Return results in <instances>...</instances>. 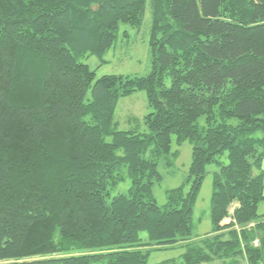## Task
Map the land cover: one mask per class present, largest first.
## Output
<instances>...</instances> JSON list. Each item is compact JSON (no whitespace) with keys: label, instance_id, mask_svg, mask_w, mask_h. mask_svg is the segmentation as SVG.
I'll return each instance as SVG.
<instances>
[{"label":"trees","instance_id":"trees-1","mask_svg":"<svg viewBox=\"0 0 264 264\" xmlns=\"http://www.w3.org/2000/svg\"><path fill=\"white\" fill-rule=\"evenodd\" d=\"M146 6L149 73L95 79L80 60ZM136 92L144 130H116ZM173 139L192 146L190 187L158 207ZM263 160L264 0H0V264H147L175 245L183 264H264ZM210 164L211 231L193 240Z\"/></svg>","mask_w":264,"mask_h":264},{"label":"rangeland","instance_id":"rangeland-1","mask_svg":"<svg viewBox=\"0 0 264 264\" xmlns=\"http://www.w3.org/2000/svg\"><path fill=\"white\" fill-rule=\"evenodd\" d=\"M150 13L146 6L145 15L140 27L134 28L120 24L115 43L109 51L100 56H90L80 61L95 72V79L105 75L146 76L150 71V56L148 43L150 36ZM144 92H136L128 97L118 100L114 115V128L119 131L130 129L144 130L143 117L149 113ZM199 125H204V118L199 119ZM110 141V139H107ZM192 146L188 141L177 145L173 139L171 144L172 155L162 157L157 163V171L161 181L153 187V196L158 207L167 202V192L182 187L184 193L188 192L189 167L191 163ZM226 163L225 156L221 158ZM264 171V160L262 163ZM218 172L216 164L206 166L204 179L201 183L192 214V239L198 240L211 231L210 201L212 195V179ZM129 187V180L122 182L112 195L125 193ZM264 196V177H263ZM258 215L264 213V199L258 204ZM184 248L175 245L159 251L150 250L147 264H183L181 255ZM211 264H229L215 261Z\"/></svg>","mask_w":264,"mask_h":264}]
</instances>
